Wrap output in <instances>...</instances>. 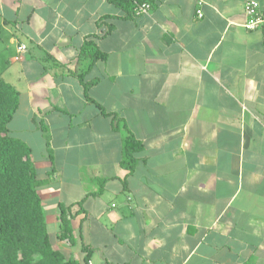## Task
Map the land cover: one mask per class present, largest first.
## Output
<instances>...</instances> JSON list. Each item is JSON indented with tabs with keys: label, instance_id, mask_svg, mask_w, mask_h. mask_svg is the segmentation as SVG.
Listing matches in <instances>:
<instances>
[{
	"label": "crops",
	"instance_id": "obj_1",
	"mask_svg": "<svg viewBox=\"0 0 264 264\" xmlns=\"http://www.w3.org/2000/svg\"><path fill=\"white\" fill-rule=\"evenodd\" d=\"M145 1L128 18L107 0H0V75L19 92L8 133L31 149L53 249L80 264L83 244L91 264H264L261 28L245 27V0ZM86 38L106 54L90 69ZM96 103L142 142L131 172Z\"/></svg>",
	"mask_w": 264,
	"mask_h": 264
},
{
	"label": "trees",
	"instance_id": "obj_2",
	"mask_svg": "<svg viewBox=\"0 0 264 264\" xmlns=\"http://www.w3.org/2000/svg\"><path fill=\"white\" fill-rule=\"evenodd\" d=\"M107 1L123 10L124 17L131 18L136 13V4L145 0ZM109 30L107 28L105 33ZM82 56L91 59L87 67L90 69L106 54L98 49L92 38H86L78 54V57ZM86 72L80 74L82 81ZM94 82L83 81L86 98L90 101L93 100L88 89ZM18 102V90L0 75V264H80L62 251L51 248L31 149L8 133ZM96 105L102 114L116 119V114L107 112L98 103ZM114 129L123 133L120 166L131 172L136 164L135 153L142 147V142L121 118L116 119ZM70 209L71 206L60 205L58 238L73 243ZM82 248L86 253L81 264H87L89 248L84 244Z\"/></svg>",
	"mask_w": 264,
	"mask_h": 264
},
{
	"label": "built area",
	"instance_id": "obj_3",
	"mask_svg": "<svg viewBox=\"0 0 264 264\" xmlns=\"http://www.w3.org/2000/svg\"><path fill=\"white\" fill-rule=\"evenodd\" d=\"M150 8V3L147 1L139 2L136 4V13H146ZM244 10L246 14L245 27L247 29L261 28L262 31V45L264 48V9L261 8L260 4L256 0H245ZM198 17L202 15L199 9L196 10ZM25 45L20 44L18 46V51H25ZM87 264H91L90 261Z\"/></svg>",
	"mask_w": 264,
	"mask_h": 264
},
{
	"label": "rangeland",
	"instance_id": "obj_4",
	"mask_svg": "<svg viewBox=\"0 0 264 264\" xmlns=\"http://www.w3.org/2000/svg\"><path fill=\"white\" fill-rule=\"evenodd\" d=\"M57 227H55L52 223H48V231H49V239H50V245L51 248H53L59 240L56 238L55 231Z\"/></svg>",
	"mask_w": 264,
	"mask_h": 264
}]
</instances>
